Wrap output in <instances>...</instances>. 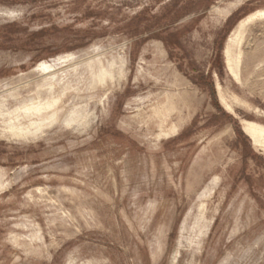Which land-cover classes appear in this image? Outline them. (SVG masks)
Here are the masks:
<instances>
[{
  "label": "rangeland",
  "instance_id": "rangeland-1",
  "mask_svg": "<svg viewBox=\"0 0 264 264\" xmlns=\"http://www.w3.org/2000/svg\"><path fill=\"white\" fill-rule=\"evenodd\" d=\"M263 10L0 0V264H264Z\"/></svg>",
  "mask_w": 264,
  "mask_h": 264
},
{
  "label": "bare ground",
  "instance_id": "bare-ground-1",
  "mask_svg": "<svg viewBox=\"0 0 264 264\" xmlns=\"http://www.w3.org/2000/svg\"><path fill=\"white\" fill-rule=\"evenodd\" d=\"M264 17V10L263 11H258L256 13H253L249 16H247L245 19H243L239 25L237 30L235 31L234 35L231 37L230 39V46L226 51L227 57H228V62H229V66L231 69H234V64L236 63V61L238 62L240 60L241 57V49L239 48L238 52L236 53V51H234L233 46L235 44H241L244 40V28L246 26V24L252 20L255 17ZM235 62V63H234ZM39 69H41L42 71H46V72H52V66L49 65L46 62H43L40 64ZM47 81H50V78H47ZM44 108L42 103H38V104H32L30 106H26L24 111L27 113L28 117L31 116H35L38 115L42 109ZM12 113H10V121L7 124V129L13 133V135H17V136H25V135H29V134H33L38 130V122L37 121H32L31 124L34 125V127H22L21 126V122L19 120V115H15V117H12L11 115ZM15 118V119H14ZM33 128L35 129L33 131ZM247 130L253 134V136L257 139H262L264 142V127L257 125L255 123L249 122L247 123Z\"/></svg>",
  "mask_w": 264,
  "mask_h": 264
},
{
  "label": "trees",
  "instance_id": "trees-1",
  "mask_svg": "<svg viewBox=\"0 0 264 264\" xmlns=\"http://www.w3.org/2000/svg\"><path fill=\"white\" fill-rule=\"evenodd\" d=\"M211 86H212L213 94H214V96H216V91H215V88H214V83H211Z\"/></svg>",
  "mask_w": 264,
  "mask_h": 264
}]
</instances>
